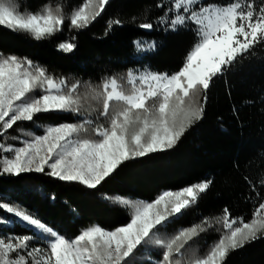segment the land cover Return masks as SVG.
<instances>
[{"label": "snow or ice", "instance_id": "6c2138e0", "mask_svg": "<svg viewBox=\"0 0 264 264\" xmlns=\"http://www.w3.org/2000/svg\"><path fill=\"white\" fill-rule=\"evenodd\" d=\"M109 3L86 0L66 16L60 5L45 6L39 13H22L17 0H0V26L40 41L62 31L66 20L70 30L86 29ZM157 8L165 9L157 18L165 31L188 29L198 39L176 73L128 69L129 90L113 77L102 87L89 86L81 93L79 82L69 85L26 57L0 53V175L39 173L96 190L126 162L172 149L203 119L215 79L226 76L238 58L254 47L264 46V4L257 8L253 0H233L226 5L171 0L170 6L161 0ZM113 25L121 26L122 21L110 20L109 30ZM138 26L152 30L155 25L143 22ZM134 44L140 52L157 48L156 42ZM76 46L65 41L59 43L58 50L68 53ZM89 100L97 102L93 118L85 108ZM47 113H72L80 119L41 126L43 134L25 133L29 139L9 133L22 131L19 125L23 122L36 124L40 114ZM89 129L95 138L83 135ZM9 139L19 141V146ZM211 184L204 180L182 190H167L151 202L117 198L120 205L131 209L126 225L114 230L91 226L73 239L65 238L22 206L0 202V210L34 230L31 235L0 234V264H134V258L150 245L159 251L150 252L148 264H225L231 251L264 239V198L259 192L260 202L250 221L223 210L219 222L224 231L203 255L185 257L186 245L207 231V218L202 224L167 233ZM252 188L255 191L256 185ZM9 223L15 220L0 216V227ZM34 240L38 243L33 244Z\"/></svg>", "mask_w": 264, "mask_h": 264}, {"label": "trees", "instance_id": "16d2710c", "mask_svg": "<svg viewBox=\"0 0 264 264\" xmlns=\"http://www.w3.org/2000/svg\"><path fill=\"white\" fill-rule=\"evenodd\" d=\"M38 12L45 6L60 5L66 16L86 0H20ZM245 2V0H242ZM171 5V0H163ZM226 5L233 0H203ZM259 8L264 0H253ZM161 0H110L101 15L86 29L70 30L68 21L62 31L49 39L37 41L27 33H17L0 26V53L28 58L42 66L56 78L67 75L69 85L79 82L80 92L102 87L106 79L115 77L126 90L128 69L149 68L160 74H173L181 69L197 37L193 31H165L157 18L164 8H157ZM119 19L121 26L109 21ZM152 22V30L138 25ZM75 36V41L71 38ZM74 42L72 52L58 50L61 42ZM134 41L156 42L154 52L141 53ZM90 118L95 117L97 102L89 100ZM72 113L40 114L36 124L23 122L22 131L9 130L11 135L29 139L25 133L39 131V126L77 122ZM16 126H14L15 128ZM95 138L89 129L86 134ZM19 145V141L8 140ZM247 178V179H245ZM204 180H211L210 188L198 202L185 210L173 230L202 224L207 231L194 239L209 246L222 234L219 222L227 208L234 218L246 222L253 216L260 197L264 198V46L257 45L244 57L238 58L223 78H216L210 89L205 115L186 131L172 148L163 153L126 162L109 180L96 190L75 182H62L39 173L12 177L0 175V202L22 206L47 226L65 238H75L92 223L113 230L126 225L130 211L114 202L112 195L131 196L147 201L155 200L164 190H177ZM256 185L254 191L252 185ZM0 216L15 220L0 227V234L31 235L18 218L0 210ZM210 225V226H209ZM150 252H158L150 245ZM134 264H148L141 251ZM225 264H264V239L231 251Z\"/></svg>", "mask_w": 264, "mask_h": 264}, {"label": "rangeland", "instance_id": "374dc122", "mask_svg": "<svg viewBox=\"0 0 264 264\" xmlns=\"http://www.w3.org/2000/svg\"><path fill=\"white\" fill-rule=\"evenodd\" d=\"M86 2V1H85ZM240 2H244V1H242V0H240ZM17 4H18V8H19V11H21L22 13H24V12H29V13H39V12H41L42 10H40V11H38V12H34L33 10H31L30 8H29V6H27L25 3H23L22 1H20V0H17ZM82 6V5H81ZM80 7V6H79ZM44 8V7H43ZM78 8V7H77ZM76 8V9H77ZM75 10V9H74ZM73 10V11H74ZM70 15V14H69ZM143 44H147V43H149V42H142ZM140 52V51H139ZM141 53H144V52H141ZM145 69V68H144ZM138 70H143V69H138ZM155 73V72H154ZM158 74H160V73H158ZM54 78H56V77H54ZM66 78H67V75L66 74H64L61 78H57V79H64L65 81H66ZM67 82V81H66ZM131 88V85H130V87H129V89ZM126 90V89H125ZM37 94H39V93H37ZM90 102L88 101V103H86V104H89ZM85 104V105H86ZM91 104V103H90ZM89 104V105H90ZM117 108L119 107V106H116ZM71 123H74V122H71ZM48 125H55V124H48ZM37 126V128L39 129V131H36V130H33L32 129V131L30 132V133H35V134H43V128L41 127V126H39V124H37L36 125ZM42 126H46V125H42ZM19 146V145H18ZM10 155V154H9ZM194 185V184H193ZM183 188H181V189H177V190H182ZM164 191H167V190H164ZM164 191H162L160 194H162ZM173 191H175V190H173ZM117 198H127V199H130V200H132L133 202H141V201H143V202H151V201H147V200H144V199H140V198H133V197H131V196H121V195H112V199L114 200V202H116L117 204H119L118 202H117ZM154 201V200H153ZM120 205V204H119ZM122 206V205H121ZM123 207V206H122ZM125 208V207H124ZM128 209V208H127ZM129 211H130V213H131V209H128ZM95 225H97L96 223H92L90 226H88L87 228H89V227H91V226H95ZM86 228V229H87ZM85 229V230H86ZM114 230V229H113ZM179 230V229H178ZM178 230H173V228H172V226H169V228H168V230H167V233H168V235H172V234H175ZM34 231V230H33ZM69 239V238H68ZM70 239H73V238H70ZM33 244H37L38 242L37 241H33L32 242ZM149 248H150V246H148V248L147 249H144V250H142L143 252H144V257H146L147 259H148V257H149ZM186 248H187V251H186V253H185V257L186 258H191L192 256H193V254H195V255H197V256H200V255H203V254H205L208 250H209V248H210V246L207 244V243H205V242H201V241H197L196 239H194L193 238V240H191L190 242H189V245H186Z\"/></svg>", "mask_w": 264, "mask_h": 264}]
</instances>
